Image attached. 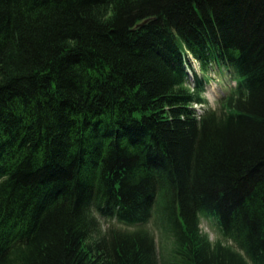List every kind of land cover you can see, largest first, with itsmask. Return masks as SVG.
<instances>
[{
	"label": "trees",
	"instance_id": "1",
	"mask_svg": "<svg viewBox=\"0 0 264 264\" xmlns=\"http://www.w3.org/2000/svg\"><path fill=\"white\" fill-rule=\"evenodd\" d=\"M0 264H264V0H0Z\"/></svg>",
	"mask_w": 264,
	"mask_h": 264
},
{
	"label": "rangeland",
	"instance_id": "2",
	"mask_svg": "<svg viewBox=\"0 0 264 264\" xmlns=\"http://www.w3.org/2000/svg\"><path fill=\"white\" fill-rule=\"evenodd\" d=\"M192 64H193V70L200 72L199 64L191 58ZM193 70H188L189 77H193ZM232 84V80L229 76L226 75H219L215 72H212L210 74V81L207 84L206 92L204 93V97L208 101V105L211 107H217L218 106V100L222 97V95L226 92L227 84ZM203 105H194L196 108H201ZM91 213L95 217V219L98 220L100 226L99 230L96 233L90 234L91 236L89 238L90 246L92 245V249L96 246L95 243H99L100 246L104 242L108 243L110 239V232L114 229H117L118 226H116L115 221H109V220H102L98 216H96L92 211ZM118 225V224H117ZM153 222H150L146 224V226L156 235V239L159 240V232L158 229H156L153 226ZM201 229L203 231L204 237L206 238V243L208 247V252L210 255H213L214 253H219L223 251H234L233 248H231L232 242L229 240H225L217 226L215 225L214 221L211 220L208 217H201ZM88 236V237H89ZM104 245V244H103Z\"/></svg>",
	"mask_w": 264,
	"mask_h": 264
}]
</instances>
